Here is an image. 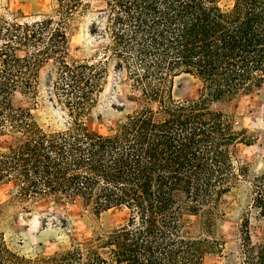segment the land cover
I'll return each instance as SVG.
<instances>
[{"label": "trees", "instance_id": "trees-1", "mask_svg": "<svg viewBox=\"0 0 264 264\" xmlns=\"http://www.w3.org/2000/svg\"><path fill=\"white\" fill-rule=\"evenodd\" d=\"M84 0H52L51 10L8 16L0 9V224L11 205L78 198L95 215L127 207L126 223L72 241L68 249L27 257L14 251L0 228V264H202L223 255L214 234L222 198L239 181L256 196L264 220V165L238 157L239 145L258 137L238 129L231 104L264 81V0H97L116 45L93 57L72 55V24ZM44 84L64 113V128L47 129L20 97L38 99ZM139 92L136 107L114 133L91 129L110 71ZM198 80L202 92L178 98L179 77ZM123 109V108H122ZM26 208V207H25ZM197 217L187 225L184 216ZM244 225V224H243ZM238 264H264V236L242 231ZM240 260V262H239Z\"/></svg>", "mask_w": 264, "mask_h": 264}, {"label": "rangeland", "instance_id": "rangeland-1", "mask_svg": "<svg viewBox=\"0 0 264 264\" xmlns=\"http://www.w3.org/2000/svg\"><path fill=\"white\" fill-rule=\"evenodd\" d=\"M234 0H220L222 5H232ZM52 0H0V9L8 16L37 15L51 10ZM105 11V4L97 0H84L72 24V55L90 58L116 45V31L107 22L101 33H92L98 15ZM55 68L54 62L47 63L41 71V92L38 99L20 97V102L30 107L36 118L47 129L65 127V116L60 107L50 100L44 84L45 75ZM175 95L178 98L197 96L202 92L201 83L189 76L178 78ZM139 92L125 75L110 71L109 82L94 114L88 119L91 129L101 133H114L126 113L136 107ZM212 108L230 110L238 129L249 128L258 137L255 144L239 145L238 157L242 161H252V169L259 173L264 165V81L253 93L243 95L231 104H211ZM123 108V109H122ZM6 145L5 138L0 143ZM13 183L0 187V203L11 199ZM256 193L244 180L226 194L220 207L223 214L217 219L215 236L226 243L223 255H209L202 264H227L225 255H242L243 230L248 227L251 242L258 244L264 236V220L253 208ZM26 207V208H25ZM127 207H114L95 215L86 210L78 198L69 202L46 199L27 205L14 204L3 215L0 228L6 232V239L14 251L27 257L49 255L68 249L72 241H88L96 232L114 229L129 219ZM197 217L187 214L184 222L194 224ZM244 224V225H243ZM232 264L238 260L229 256ZM240 262V260H239ZM240 264V263H239Z\"/></svg>", "mask_w": 264, "mask_h": 264}]
</instances>
